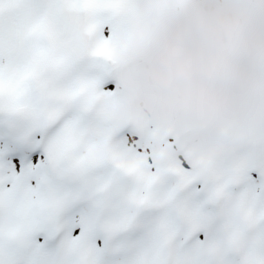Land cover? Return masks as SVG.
Wrapping results in <instances>:
<instances>
[{
	"label": "snow or ice",
	"instance_id": "obj_1",
	"mask_svg": "<svg viewBox=\"0 0 264 264\" xmlns=\"http://www.w3.org/2000/svg\"><path fill=\"white\" fill-rule=\"evenodd\" d=\"M134 4L0 0V264H264V154L157 156L94 105Z\"/></svg>",
	"mask_w": 264,
	"mask_h": 264
},
{
	"label": "clouds",
	"instance_id": "obj_2",
	"mask_svg": "<svg viewBox=\"0 0 264 264\" xmlns=\"http://www.w3.org/2000/svg\"><path fill=\"white\" fill-rule=\"evenodd\" d=\"M140 85L173 110H234L245 97L264 108V0H184L143 52Z\"/></svg>",
	"mask_w": 264,
	"mask_h": 264
},
{
	"label": "bare ground",
	"instance_id": "obj_3",
	"mask_svg": "<svg viewBox=\"0 0 264 264\" xmlns=\"http://www.w3.org/2000/svg\"><path fill=\"white\" fill-rule=\"evenodd\" d=\"M163 0H135V4L133 6L132 12L129 14L127 18L126 24L117 29L118 35L114 41L118 46V50L121 54L126 55L133 50L140 49L143 44H145L146 35L144 34V26L148 25L153 16L156 14L159 5ZM252 2L253 6H250L249 3ZM241 3L248 6L250 9H255L257 5V0H242ZM176 4L174 2L171 3L170 8L168 10L167 15H174L176 14L175 11ZM178 13V12H177ZM170 24V21H167V25L164 22L161 23L160 30L158 33L159 35L166 29ZM142 63V54L138 57V59L130 64L122 66L118 71L119 74L112 76L111 78L114 80L115 84L118 86L116 89L115 97L117 100H124L127 103L128 97H125L126 94L124 93L125 90H129V94L134 97L138 96L139 93H135L132 89L128 87V83H124L119 85V79L121 78L120 75H131L132 82L134 80H138V74L140 73ZM139 89V88H138ZM137 89V90H138ZM136 90V91H137ZM105 96L103 94L102 98ZM99 99V102H103V99ZM250 105H255L252 107ZM245 106L247 111L243 114L241 111V107ZM100 109V108H99ZM250 110L251 112H249ZM104 112V111H103ZM105 114L107 112H104ZM207 114L211 115L214 118L215 126L211 128H207L202 131L199 135L203 139L204 143L201 147H198L197 150H201L205 154L212 153L215 149L214 142L224 138L225 140L229 139L232 140L235 144L238 143L242 137L246 136L247 133H250L253 137L248 142L241 145L240 148L236 149L235 151H224L223 155H228L231 157H237L241 154V151L246 148L247 146H253V150L251 155L256 156L258 153L260 156L264 154V130L260 128V125L264 122V108L259 106V102L253 98L245 97L242 98L238 106L234 110H216L212 112H206ZM182 119H192L193 112L192 111H183L180 114ZM170 117V116H169ZM142 118L141 114L137 112V123L134 124V127H139ZM180 120L178 119L177 122ZM129 122V119H128ZM127 123V122H125ZM232 123H236V127H233ZM161 128L159 130L163 133L162 137H157L159 146V155L162 151V144L160 143V139L162 138H170L166 146H175L176 142L174 138L177 132V127L174 125L173 119L165 120L164 123L160 124ZM180 139L188 138L189 140L194 139V134L191 133L190 135L186 136H178ZM100 146V147H99ZM97 145L98 149L106 148V144ZM238 146V145H237ZM260 151V152H258ZM198 153V151H197ZM158 155V156H159ZM190 159L194 160V156H196V148L193 152L188 154ZM169 158V156L167 157Z\"/></svg>",
	"mask_w": 264,
	"mask_h": 264
},
{
	"label": "rangeland",
	"instance_id": "obj_4",
	"mask_svg": "<svg viewBox=\"0 0 264 264\" xmlns=\"http://www.w3.org/2000/svg\"><path fill=\"white\" fill-rule=\"evenodd\" d=\"M172 2H174L176 4V8H175L176 14L167 15L169 5H171ZM182 3H184V0H163L161 2L156 14L153 16V18L151 20V22L148 25L143 27L144 30H146V33L144 32V34L146 35L145 44H143V46L140 49L133 50L129 54L123 55V57L128 58V61L126 63H124V65L130 64V63L136 61L138 59V57L141 54H143V52L148 47V45L154 39L158 38V33H159V30H160L161 23L164 22L165 25H167V21H170V23H171L173 18L177 15V12H179L180 5ZM249 5L254 7V4L252 2H250ZM115 32H116V30L113 33L112 39H114ZM124 65H122V66H124ZM119 68L116 71H114L110 76H112V75H114L116 73L118 74L119 73V71H118ZM130 78H131V75L122 76L119 79V85H122L124 83H128V87L130 89V83L128 82V80ZM110 80H111V83L115 84V82L112 80V78ZM134 83H136L138 85L140 93H141V96H140V98L138 100L134 99L132 101H136V102L139 103V106H140L139 109L143 112L142 116L144 117V124L145 123L148 124L149 122H151V120L153 118L154 119H158V122L162 121L163 119H165V120L173 119L175 123H178V127H179L178 128V132H177L176 135H178V136H180V135L186 136V135H190L189 133H193L194 134V139L191 140V141H189L187 139H184L183 142H185V143L182 144L181 141L178 140L179 144H180V146H178V147H180L181 149L173 147L174 149H176V150L173 151L174 153H176L177 155H183V156H185V158L189 159V157H187V155L183 152V146L184 145H192V147L193 146L196 147L198 145L199 147H201L203 145V143H204V141H203L204 138H202L200 136H197V135H199L205 129L215 126V122H214L213 117L211 115L207 114L206 112H204V113H196V112L192 111L193 112V118L192 119H182L180 114L183 113V111H186V110L189 111L187 108H181V109H178V110H173V109H169V108L161 109V108L157 107L155 109L154 108V103L147 102L145 100L144 91H143V89H142V87L140 85V73L138 74V80L134 81ZM117 87L118 86L116 85V89H117ZM128 92H129V90H125L124 93L126 94L125 97H128V99H129ZM92 99H93L94 105L96 106V102L95 101L98 98L95 97V91H94V93L92 95ZM115 100H117V98L115 96L113 97V96L107 95V100L105 101V103H106V107L110 109L109 114L107 115V117L109 118V120L113 124H116V125L119 124L120 125L126 119L127 108L126 107L124 108V106L122 107V104L117 105L119 102H115ZM113 104H116V105L114 107H112ZM241 111L244 114L247 111L246 107L242 106L241 107ZM248 111L251 112L250 110H248ZM201 116L210 118L212 123L210 125L204 127L203 129L199 130L198 132L193 131V132L187 133V132L183 131L184 126L186 124H188V123L194 124L196 127L199 126L200 125V117ZM151 117H153V118H151ZM178 119L180 120L179 122H177ZM150 126L151 127L154 126V121H152ZM233 126H235V123L233 124ZM260 128H262V130H264V122L260 125ZM252 137L253 136L250 133H247V135L242 137V139L239 140L237 144H234L232 141H229V140H222L220 142H215V144H214L215 145L214 152L211 153V154H208V155L204 154L199 149L202 153L199 154L200 157L196 160V162H193V163H197L201 159L207 158L209 156H213L214 154L223 155V153H224V151H226V149H228V151H235L237 148H240L242 144H244V143L248 142L249 140H251ZM117 138H118V142H119L120 146H122L126 150H128L126 148V145H125L124 141L118 136H117ZM107 139H108V137L107 138H101L99 140V142L101 141V145H102L103 143L106 142ZM146 142L151 147L152 141H150L149 138H146ZM252 150H253V146H247L246 148H244V150L241 151V154L238 157H235V158L243 159V160H246V161H249V162L255 161L260 156V154L258 153L256 156H252L251 155ZM258 152H260V151H258Z\"/></svg>",
	"mask_w": 264,
	"mask_h": 264
},
{
	"label": "water",
	"instance_id": "obj_5",
	"mask_svg": "<svg viewBox=\"0 0 264 264\" xmlns=\"http://www.w3.org/2000/svg\"><path fill=\"white\" fill-rule=\"evenodd\" d=\"M121 60H119L114 66H113V68H115L118 64H119V62H120ZM112 68V69H113Z\"/></svg>",
	"mask_w": 264,
	"mask_h": 264
}]
</instances>
